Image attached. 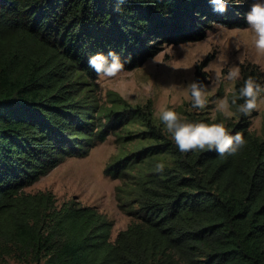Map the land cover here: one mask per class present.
<instances>
[{
    "label": "trees",
    "instance_id": "obj_1",
    "mask_svg": "<svg viewBox=\"0 0 264 264\" xmlns=\"http://www.w3.org/2000/svg\"><path fill=\"white\" fill-rule=\"evenodd\" d=\"M255 0H0V258L21 264H264V138L250 117L223 122L241 131L235 156L181 153L154 115L108 91L102 100L89 66L115 52L126 69L164 47L203 40L215 29L247 26ZM252 76L240 66L233 90ZM197 67L195 79L206 84ZM233 91L228 95L231 100ZM243 103L238 100L237 104ZM120 154L105 167L119 180L115 199L131 217L111 241L113 221L75 199L28 193L69 157H85L108 136ZM163 163V172L155 165Z\"/></svg>",
    "mask_w": 264,
    "mask_h": 264
},
{
    "label": "rangeland",
    "instance_id": "obj_2",
    "mask_svg": "<svg viewBox=\"0 0 264 264\" xmlns=\"http://www.w3.org/2000/svg\"><path fill=\"white\" fill-rule=\"evenodd\" d=\"M248 27L240 28L239 32L215 28L209 32L212 34L211 38H208L207 33L198 42L166 46L141 66L126 69L115 80L98 77L95 80L98 92L102 100L107 99L108 91H113L132 105H143L150 101L157 119L159 111L167 107L186 117L188 121L191 116L210 121L217 118L223 121L233 120L235 115L226 119L215 111L216 101L228 97L237 81L226 78L229 69L253 64L260 69L264 78V56L256 52L253 35L244 30ZM197 67L205 73L206 85L210 91L209 103L202 111L191 107L189 95L183 87L195 79ZM171 85L178 87L171 88ZM249 117L251 132L264 138V103L259 104ZM119 148L116 137L110 135L104 142L96 144L87 156L65 159L25 191H50L58 204L75 199L84 206L97 208L113 221L111 241H114L117 233L124 230L132 220L118 207L115 199V190L120 181L104 174L106 165L120 154ZM0 264L21 263L12 258H0Z\"/></svg>",
    "mask_w": 264,
    "mask_h": 264
},
{
    "label": "clouds",
    "instance_id": "obj_3",
    "mask_svg": "<svg viewBox=\"0 0 264 264\" xmlns=\"http://www.w3.org/2000/svg\"><path fill=\"white\" fill-rule=\"evenodd\" d=\"M214 5L213 11L223 14L227 11L226 5L229 3L238 4L241 0H210ZM245 21L249 26L245 31L253 35L254 48L256 52L264 56V0H255L250 11L245 14ZM218 30L239 32L240 28L227 29L225 25L213 24ZM212 34H208L211 38ZM109 61L104 55L96 53L89 57V66L94 70L98 77L105 80H115L118 76L124 74L127 70L125 64L130 62V57L121 61L115 52L109 51ZM229 81L240 79V68L233 66L229 69L227 77ZM171 88L178 87L171 85ZM188 93L191 107L197 110H204L209 101V86L205 83L194 79L187 85L183 86ZM238 100L243 103L237 104ZM264 103V86L249 76L244 80L243 86L233 90L231 100L227 96L216 101L215 111L221 113L226 119H230L236 113L231 109L236 107V112L242 116H249L256 111L259 104ZM158 119L164 125L167 133L171 135L172 140L181 153L205 152L215 150L218 156L227 157L237 155L245 146L246 141L241 131H236L234 135L230 134L223 122H190L186 117H182L171 108H163L158 113ZM165 165L157 163L156 172H163Z\"/></svg>",
    "mask_w": 264,
    "mask_h": 264
}]
</instances>
